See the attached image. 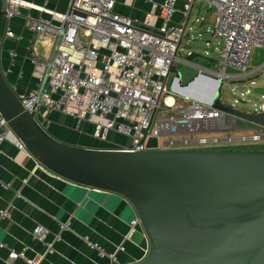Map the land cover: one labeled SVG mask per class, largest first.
Instances as JSON below:
<instances>
[{
	"label": "built area",
	"instance_id": "built-area-1",
	"mask_svg": "<svg viewBox=\"0 0 264 264\" xmlns=\"http://www.w3.org/2000/svg\"><path fill=\"white\" fill-rule=\"evenodd\" d=\"M116 1L69 0L61 13L40 6V14L27 20L26 27L32 33L29 44L39 42L50 52L39 59L30 50L29 59L42 74L35 88L16 94L28 111H34L41 126L45 128L50 112H59L75 120L77 130L81 123L90 124V135L103 143L95 148L103 149L145 150L150 137L157 138L158 149L171 150L264 145L263 125L252 124L234 135L235 126L226 125L233 123L232 117L211 102L171 88L173 82L178 83L175 74L167 85L175 62L193 66L199 75L217 77L220 90L229 88L233 93L244 82L254 84V78L264 72V60L255 66L249 64L256 49L264 52V0H201L214 11L213 31L221 40L215 70L177 56L195 0H183L182 9L178 8L179 0L150 1L151 10L141 19L115 11ZM24 7L36 6L25 0H4L1 42L16 37L11 20ZM177 12L180 18L174 21ZM154 15L160 24L155 23ZM10 55L14 59L16 52L11 50ZM248 93L249 89L240 91V96ZM237 102L235 98L225 104L236 108ZM263 110L262 102L253 112ZM111 135L125 140H115ZM3 141L26 150L0 116V145ZM9 215V209L0 211L1 217ZM130 225L124 239L130 237L135 226H141L136 214ZM59 226L68 228L69 221ZM46 232L42 225H36L31 235L44 242ZM9 257L37 264L23 251L11 250ZM110 257L116 261L114 255Z\"/></svg>",
	"mask_w": 264,
	"mask_h": 264
},
{
	"label": "water",
	"instance_id": "water-1",
	"mask_svg": "<svg viewBox=\"0 0 264 264\" xmlns=\"http://www.w3.org/2000/svg\"><path fill=\"white\" fill-rule=\"evenodd\" d=\"M3 15L0 0V47ZM174 72L180 87L199 76L183 84ZM202 76L216 81L208 101L213 107L264 126V110L226 105L220 80ZM0 116L47 170L128 201L147 238L145 254L129 264H264V151L158 149L155 137L141 151L68 143L22 105L1 66Z\"/></svg>",
	"mask_w": 264,
	"mask_h": 264
},
{
	"label": "crops",
	"instance_id": "crops-1",
	"mask_svg": "<svg viewBox=\"0 0 264 264\" xmlns=\"http://www.w3.org/2000/svg\"><path fill=\"white\" fill-rule=\"evenodd\" d=\"M25 1L36 7H24L12 18L11 28L16 37L3 40L0 47L1 69L16 92L35 88L42 74L29 59L30 50L39 56L34 50L39 42L29 44L32 33L26 27L27 20L40 14L37 7L61 13L69 3V0ZM150 1L161 0H117L114 9L141 19L151 10ZM182 6L183 0H179L178 8ZM179 18L180 13H175L173 20ZM153 19L160 24L158 17L155 19L154 15ZM11 50L16 52L14 59ZM47 118L45 129L62 141L88 147L103 145L90 135L92 127L88 123H81V130H77L75 120L64 114L53 111ZM123 138L114 137L118 141H124ZM38 164L14 142L3 141L0 145V211H10L9 217L0 216V243L5 244L0 246V264H29L23 258L11 259V250L23 251L26 258L36 259L37 264H110L111 254L119 264H129L145 254L147 242L141 226H135L130 237L124 239L135 215L126 199L69 182ZM64 221H69V227L61 229L59 223ZM36 225L46 229L44 242L50 243V248L32 237L31 230Z\"/></svg>",
	"mask_w": 264,
	"mask_h": 264
},
{
	"label": "rangeland",
	"instance_id": "rangeland-1",
	"mask_svg": "<svg viewBox=\"0 0 264 264\" xmlns=\"http://www.w3.org/2000/svg\"><path fill=\"white\" fill-rule=\"evenodd\" d=\"M213 17L214 11L212 9H209L201 0H195L189 12L185 32L178 47V57L180 56L182 58H185L196 65H208L210 68H212V70L218 69L217 59L221 40L217 35L214 34ZM34 50L36 54L39 55V59L47 57L50 52V49L48 47L41 46L39 43L35 44ZM263 58L264 54L261 52V50L256 49L250 59V66L260 64V62L264 60ZM172 69L173 71H171L167 79V85L169 84L172 76L175 74L174 71L180 72L181 81L183 84L186 83L195 74V69L193 68V66H186L181 64L180 62H175ZM254 81V84H250L249 81L244 82L238 88H236L233 93H231L229 88L222 89L220 91L222 102L230 104L236 98L239 100V102L235 104L237 109L247 112L253 111L259 106L260 103H264V93H259L257 91L258 89H264V72L259 73L254 78ZM246 89H249V93L245 96H240V91H245ZM232 118L233 123L232 121H230L226 125L235 126V131L232 132V134L234 135L236 133H241V130L250 128L252 126V123L248 121L240 118ZM79 129L81 130L80 127ZM110 137L112 138L113 136L111 135ZM164 140L165 139L163 137H160L161 143H164ZM219 149L227 150V148ZM229 150L264 151V145L232 146L231 148H229Z\"/></svg>",
	"mask_w": 264,
	"mask_h": 264
},
{
	"label": "bare ground",
	"instance_id": "bare-ground-1",
	"mask_svg": "<svg viewBox=\"0 0 264 264\" xmlns=\"http://www.w3.org/2000/svg\"><path fill=\"white\" fill-rule=\"evenodd\" d=\"M215 84V79L199 75L188 86L180 87L177 82H173L171 88L195 99L209 101ZM170 100L171 98L167 97V101Z\"/></svg>",
	"mask_w": 264,
	"mask_h": 264
},
{
	"label": "trees",
	"instance_id": "trees-1",
	"mask_svg": "<svg viewBox=\"0 0 264 264\" xmlns=\"http://www.w3.org/2000/svg\"><path fill=\"white\" fill-rule=\"evenodd\" d=\"M262 52V51H261ZM263 54H264V52H262ZM258 56H259V54H258ZM264 59V58H263ZM221 91V90H220ZM227 150H229V149H227Z\"/></svg>",
	"mask_w": 264,
	"mask_h": 264
}]
</instances>
